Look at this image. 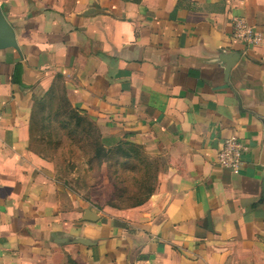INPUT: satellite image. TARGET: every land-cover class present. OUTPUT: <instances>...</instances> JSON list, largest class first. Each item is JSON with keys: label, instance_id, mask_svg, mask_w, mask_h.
<instances>
[{"label": "crops", "instance_id": "crops-1", "mask_svg": "<svg viewBox=\"0 0 264 264\" xmlns=\"http://www.w3.org/2000/svg\"><path fill=\"white\" fill-rule=\"evenodd\" d=\"M0 9L18 46L0 49V264H264V0ZM59 89L105 137L162 157L147 203L93 210L48 175L33 117ZM225 139L246 148L238 173L217 166Z\"/></svg>", "mask_w": 264, "mask_h": 264}, {"label": "rangeland", "instance_id": "rangeland-1", "mask_svg": "<svg viewBox=\"0 0 264 264\" xmlns=\"http://www.w3.org/2000/svg\"><path fill=\"white\" fill-rule=\"evenodd\" d=\"M31 148L48 163V175L93 210L135 208L161 188L160 155L128 138L105 137L99 125L72 109L61 89L37 107Z\"/></svg>", "mask_w": 264, "mask_h": 264}, {"label": "built area", "instance_id": "built-area-1", "mask_svg": "<svg viewBox=\"0 0 264 264\" xmlns=\"http://www.w3.org/2000/svg\"><path fill=\"white\" fill-rule=\"evenodd\" d=\"M235 35L247 44L262 42V35L256 33L244 20H236ZM245 146L235 139H225L217 150V166L238 173L244 165Z\"/></svg>", "mask_w": 264, "mask_h": 264}, {"label": "water", "instance_id": "water-1", "mask_svg": "<svg viewBox=\"0 0 264 264\" xmlns=\"http://www.w3.org/2000/svg\"><path fill=\"white\" fill-rule=\"evenodd\" d=\"M17 40L16 35L11 27V25L7 22L5 16L3 15L0 9V49L5 48H16L17 49ZM93 213L90 210L85 211V221H94L91 218Z\"/></svg>", "mask_w": 264, "mask_h": 264}]
</instances>
